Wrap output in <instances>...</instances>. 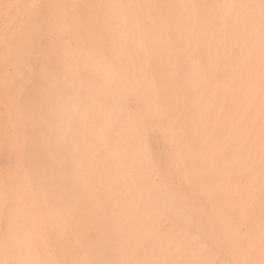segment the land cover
<instances>
[{"label": "bare ground", "instance_id": "6f19581e", "mask_svg": "<svg viewBox=\"0 0 264 264\" xmlns=\"http://www.w3.org/2000/svg\"><path fill=\"white\" fill-rule=\"evenodd\" d=\"M0 264H264L261 0H0Z\"/></svg>", "mask_w": 264, "mask_h": 264}, {"label": "snow or ice", "instance_id": "6c2138e0", "mask_svg": "<svg viewBox=\"0 0 264 264\" xmlns=\"http://www.w3.org/2000/svg\"><path fill=\"white\" fill-rule=\"evenodd\" d=\"M262 7H264V0H261Z\"/></svg>", "mask_w": 264, "mask_h": 264}, {"label": "rangeland", "instance_id": "374dc122", "mask_svg": "<svg viewBox=\"0 0 264 264\" xmlns=\"http://www.w3.org/2000/svg\"><path fill=\"white\" fill-rule=\"evenodd\" d=\"M154 148H156V145H154Z\"/></svg>", "mask_w": 264, "mask_h": 264}]
</instances>
